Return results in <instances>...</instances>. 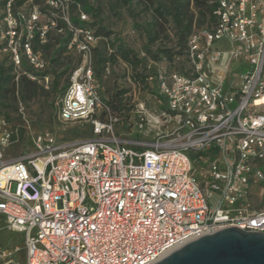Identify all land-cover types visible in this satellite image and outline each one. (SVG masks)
I'll list each match as a JSON object with an SVG mask.
<instances>
[{
    "label": "built area",
    "instance_id": "built-area-1",
    "mask_svg": "<svg viewBox=\"0 0 264 264\" xmlns=\"http://www.w3.org/2000/svg\"><path fill=\"white\" fill-rule=\"evenodd\" d=\"M36 13L15 11L6 0L0 36V52L30 79L46 63L32 44ZM212 14L175 57L182 68L150 60L154 73L146 80L162 110L156 115L139 103L136 126L152 122L153 137L132 139L115 135L118 118L98 89L88 53L96 37L80 28L77 43L66 20L68 47L84 59L56 102V116L87 122L93 137L58 141L43 131L31 150L6 158L18 134L0 113V220L21 235L24 249L23 261L12 264H153L219 228L264 233V207L249 202L253 187L264 184V0H217ZM39 78L48 87V74Z\"/></svg>",
    "mask_w": 264,
    "mask_h": 264
},
{
    "label": "rangeland",
    "instance_id": "rangeland-1",
    "mask_svg": "<svg viewBox=\"0 0 264 264\" xmlns=\"http://www.w3.org/2000/svg\"><path fill=\"white\" fill-rule=\"evenodd\" d=\"M63 7L57 12L41 9V4L35 0H13L14 10L22 11L26 15L33 9L37 11V18L34 25L38 30L44 29L46 32L43 39L50 40L53 44L48 51L39 50L45 60V70L52 66L51 56H56L61 66H52L55 73H47L49 82L56 80V90L45 87L40 80L41 75H35V80L42 89L38 94L30 99H24L20 91L19 79L24 71L19 69L12 70L13 78L8 85L3 105H0V113L3 114L8 122L17 128V140L5 149V157L16 156L32 148V137L43 131H50L58 141H75L93 137L90 126L87 122L62 123L56 116L57 106L55 104L58 91L63 88L70 78L73 70L82 63L84 52L76 47H68L67 50L58 53L63 45V40L67 38L69 29L64 28V23L68 19L73 29L76 28V40L83 41L82 33L78 29H88L92 32L101 28L109 32L107 39L101 41L98 36L89 43V56L94 70H97L101 93L106 99L113 102L110 111L118 120L114 126V133L119 138L132 139L144 136L153 137L152 122L139 130L136 126L138 115L136 109L142 103L153 114L158 115L162 107L154 100L155 90L151 86H143L134 81L135 72L140 67L132 69L130 65L121 59L113 61L98 62L96 54L107 57L111 50L118 44L131 50L132 54L142 60L143 66L149 63L151 53L160 48L178 49L176 45V30L169 10L172 7V0H84L76 6H72L71 0H60ZM204 0H190L187 7L188 16H192V27H197L202 17L201 11L204 10ZM0 0V36L4 28V4ZM211 1H209L210 3ZM88 9V12L85 11ZM62 10L64 11L62 13ZM207 16V15H206ZM74 19V20H73ZM84 21V24H82ZM205 23V22H204ZM67 25V23H66ZM154 27L158 32V39L150 44L147 41L146 29ZM62 26L60 30L59 27ZM72 36V32H71ZM0 45L2 39L0 37ZM98 48V50H97ZM3 54L0 52V57ZM163 61V60H162ZM167 61V60H166ZM104 63V71L102 64ZM10 63L8 59L6 65ZM173 66L182 68L180 59H174ZM25 68L23 67V70ZM65 69V72L56 75ZM27 72V70H26ZM125 89L123 102L119 104L112 95L117 89ZM172 124L162 127V132L171 129ZM111 145V144H110ZM193 174L198 177L200 173V161L191 157ZM252 186V185H251ZM250 206L254 209L264 207V184L255 185L252 194L249 195ZM14 231L9 230L3 220H0V251L4 252L0 259L1 264H12L16 261H23L24 249L21 238L14 236Z\"/></svg>",
    "mask_w": 264,
    "mask_h": 264
},
{
    "label": "trees",
    "instance_id": "trees-1",
    "mask_svg": "<svg viewBox=\"0 0 264 264\" xmlns=\"http://www.w3.org/2000/svg\"><path fill=\"white\" fill-rule=\"evenodd\" d=\"M83 1L84 0H71V3H72L71 5L76 6L78 3H82ZM209 1H211V2L209 3ZM5 2H6V0H2L1 3L4 4ZM189 2H190V0H172V7L169 10V14L172 17L173 24H174V27L176 30V36H177L176 45H178V49L173 50L174 47L173 48L157 47L156 50L151 53V58H152L151 61L161 62L162 60H167L169 62H173L177 55H183L184 54V49L186 48L187 39H188V36L190 35V33L192 32V30L194 28H199V27H202L205 25H209L211 22L214 21L212 11L216 7L217 0H204L203 1V5L205 7H204V10L201 11L202 17L199 20L197 27H192V16H188V13L186 10L188 5H189ZM35 3L41 4L42 10H46V11L50 10L53 12H57L59 16L61 15L58 8L50 7L49 5L45 4V2L43 0H35ZM13 7H14V4H13ZM85 11L88 12V9L85 8ZM82 24H84V21H82ZM64 28L69 29V27L66 25V23H64ZM59 29L61 30L62 26H60ZM40 32L41 31L38 29L34 30V38L32 40L33 47L36 50L48 51L52 47L53 44L50 42V40L45 39L44 41H42V37H41ZM92 34L95 37L101 36V37H99V39H101V41H104L105 39H107L109 32L106 30H101V28H99L97 30H94V32H92ZM46 35H48V32H46ZM146 35H147V41L150 44H153L158 39V32L155 30L154 27H151V25H150V27L149 26L147 27ZM70 37H71V30L69 29V33H67V38L65 40H63V45H62L61 49L58 50L59 54L65 50H67L68 41L70 40ZM1 46L2 45H0V48H1ZM97 50H98V48H97ZM118 58L121 59L123 62L127 63L128 65H130L132 67V69L140 67V70L138 72L136 71L134 76H133L134 81L138 84L142 83L143 86H151V88L154 89V84L146 80V77L148 74L154 73L153 65L149 66V63L148 64L145 63L143 66L142 60L135 57L132 54L131 50H129L128 48L123 47L122 45L118 44L117 46H115L111 50V52L108 54L107 57L102 56L101 54H96V60L98 62L103 61L104 63H106L107 61H113V60H116ZM8 59L9 58L6 55H2L0 57V105H3V100L5 99L6 92L8 91V85L10 84V82L13 78V75L11 74V72L13 70V64L10 62L8 65H6V62ZM57 59L58 58L56 56H53V55L51 56L50 60L52 62V66H61V63ZM183 62H184L183 59L180 60V64ZM24 63H25V61H23V67L26 70H31ZM104 63L102 64L103 65L102 66L103 71H104L103 68L105 67ZM52 66H50L49 69H46L45 71H43L41 73H38V72H33V73L35 75L55 73V70L52 68ZM174 67H175V69H180L178 67V65L174 66ZM64 72H65V69H63L60 72H56V75L59 76V74H62ZM94 76H95V80H96V83L98 85V89L100 91V94L103 98V101L106 104L111 105V103L113 101L110 99H106L104 97L103 93H101V87L99 84V77L97 76V70H94ZM68 82H69V79L66 82V84L63 86V88L58 91L59 94L56 97L55 104H56L59 96L62 94V92L67 87ZM19 83H20V91H21L22 97L24 99H30V98L34 97L35 95L38 94L39 90L42 89V87L39 84H37L35 80H31L25 74H22L20 76ZM56 85H57V81L51 80L48 87L56 90ZM124 92H125V89H123V88L117 89L115 91V93L112 95V99H115L116 102L121 104L123 102ZM14 233H15L14 234L15 237L21 238V244H22L21 235H19L16 232H14Z\"/></svg>",
    "mask_w": 264,
    "mask_h": 264
},
{
    "label": "water",
    "instance_id": "water-1",
    "mask_svg": "<svg viewBox=\"0 0 264 264\" xmlns=\"http://www.w3.org/2000/svg\"><path fill=\"white\" fill-rule=\"evenodd\" d=\"M153 264H264V233L219 228L185 242Z\"/></svg>",
    "mask_w": 264,
    "mask_h": 264
}]
</instances>
